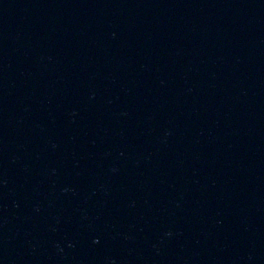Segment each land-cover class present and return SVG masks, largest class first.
<instances>
[{"label": "water", "instance_id": "obj_1", "mask_svg": "<svg viewBox=\"0 0 264 264\" xmlns=\"http://www.w3.org/2000/svg\"><path fill=\"white\" fill-rule=\"evenodd\" d=\"M0 264H264V0H0Z\"/></svg>", "mask_w": 264, "mask_h": 264}]
</instances>
